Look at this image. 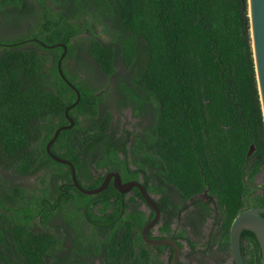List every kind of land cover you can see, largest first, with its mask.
Returning <instances> with one entry per match:
<instances>
[{
	"label": "trees",
	"instance_id": "trees-1",
	"mask_svg": "<svg viewBox=\"0 0 264 264\" xmlns=\"http://www.w3.org/2000/svg\"><path fill=\"white\" fill-rule=\"evenodd\" d=\"M45 1L40 0V5L47 11ZM48 2L58 10L34 17L41 35L38 38L47 45L65 44L66 59L73 62L74 49L84 48L106 78L117 74L119 60L127 77V83L121 80L116 85L124 97L120 107H136L133 117L146 119L137 131L120 129L112 124L109 111L99 110L103 91L80 82V87L75 86L79 102L68 112L73 127L58 133L57 148L68 142L74 157L68 159L79 168V156L91 153L93 158H103L96 168L118 172L122 181L141 178L147 191L160 196L156 200L160 209L168 198L165 194L174 193L182 202L176 217L192 206L199 210L201 223L213 218L215 231L221 236L205 247L217 244L218 250H229V230L235 217L244 208H264V182L255 184L256 175L264 170V122L247 0ZM24 5V0H4V7L17 9L10 19L12 24L21 23L27 15L22 12ZM98 27L109 41L101 39ZM21 34L8 42L20 40ZM53 52L55 92L42 84V54L20 47L4 52L0 170L32 176L45 169L42 183L51 177L54 183L70 182L69 169L65 172L44 154V146L59 124L48 125L45 137H34L33 126L43 107H56V117L64 123L63 112L76 100L56 71L62 49ZM78 116L85 120L79 122ZM251 146L253 152L247 156ZM89 170L84 165L75 176L79 184L84 182L85 189L92 190L103 178ZM135 194L140 197L137 190ZM80 197L114 198L118 202L111 213L107 207L101 209L102 232L113 231L108 225L117 222L133 232L131 220H142L140 229L150 219L144 220L137 208H126L125 196L111 185L100 195ZM88 208L92 215V207ZM31 221V209L0 205V264H4V257L8 263L23 264L19 263L20 255L29 264H43L42 252L48 249L49 237H33ZM4 232L13 244L4 246ZM239 243L244 264H260L261 250L253 232L242 230Z\"/></svg>",
	"mask_w": 264,
	"mask_h": 264
},
{
	"label": "flooded vegetation",
	"instance_id": "flooded-vegetation-1",
	"mask_svg": "<svg viewBox=\"0 0 264 264\" xmlns=\"http://www.w3.org/2000/svg\"><path fill=\"white\" fill-rule=\"evenodd\" d=\"M24 3L25 5L22 8V12L27 13V15L22 19L21 23L12 24L10 19L17 13V9L4 7V0H0V23L8 19L9 30L8 33H4L2 30L3 28L0 27V107H4V52L11 51L14 47H20L22 49L29 48L32 53L43 55L39 57L40 60L44 62L42 65V84H44L45 89L49 92H55L57 79L53 75L51 65L55 59V54L52 51L56 48L49 49L40 45V43H42L48 47L52 46L45 44L38 38L41 35H39V29H37L34 17L36 15L45 17L46 13H49V15L55 14L56 6L46 0L45 5H48V10L46 11L45 7L40 5V0H24ZM21 30L22 34L19 36L20 40L8 42ZM61 69L65 78L70 83L72 82L67 78L66 72H74L80 78L82 76L79 70L77 71L76 63L66 59V55L62 60ZM101 76L104 77L102 74ZM114 76H116V74ZM114 76L111 78L104 77L107 81L105 86L101 88V91H103V99L99 106V110L102 112L109 111L113 117L112 124L120 125V129L131 132L137 131L143 123H146V119L144 120L140 116L133 117L136 107H120L121 101H124V97H122L119 92L115 94L112 100L111 97L108 98L109 92L112 89ZM126 78V76L125 78L122 77L121 80H125L127 83ZM78 82L84 81L81 79ZM148 106L151 107L150 105ZM55 111L56 107L51 105L49 107H43L38 112L37 121L33 126L35 138L38 135L40 136V134L42 137H45L49 126L59 124V127H63L69 125L64 114L65 111L63 112L64 123H61V120L57 119ZM123 116L128 120L125 123L121 120ZM84 120L85 118L78 116L79 122L82 123ZM0 121L1 123L3 122L4 127L3 112H0ZM49 141L50 140H48L47 143ZM46 144L44 146L45 158L51 160L45 149ZM57 146L54 140L50 146V152L57 158L71 163L68 158L74 157H72L68 142H66L63 147L59 145L60 149H58ZM91 155V153H84L79 156L80 162L78 164H82L81 168L71 163L74 167V171L79 172L84 165H87L92 175H100L103 179L108 173L115 172L108 171L106 167L96 168V165L101 162L103 158H93ZM59 165L62 166L65 172H67L68 169L70 171L68 166L64 164ZM44 172L45 169L37 171L32 176H18L11 170H0V205L11 208L31 209V222L35 230L31 235L38 239L49 237L48 249L42 252L43 264H170L173 256V249L171 247L150 246L144 242L141 237L143 227L153 218L154 213L145 203L136 188L131 189L125 194H121L115 189L114 190L125 196L123 204L126 208H137L140 213L144 214V220L150 219L146 221L140 229L139 225L142 220H131L130 223H132L133 232L128 231L127 226L120 222L113 223L112 226L108 225V229L112 228L113 231L102 232L101 230L104 229L102 228L104 221L102 220L103 214L101 209L107 207V213H111V208L116 206L118 202L115 201L114 198L108 201L102 199H82L80 197L82 193L72 186L71 176L70 182L54 183L50 176L51 173L49 172L51 179L48 183H42L41 174ZM262 173H264V170L259 172L255 177V184L258 186L264 182L263 177L262 181L257 183V177ZM147 174H149V172H147ZM4 175H11L13 176V180L19 179L21 181L33 178L36 182L33 185H26L19 182H10L7 179V182L4 183ZM128 181H137L142 185L141 178H139V180ZM128 181H122L121 179L122 183ZM83 183L84 182L78 184L85 189ZM110 185L113 187L110 182L107 188H109ZM149 187H151V185ZM144 189L158 206L156 200H158L160 196L153 195L147 191L146 188ZM135 190L138 191L140 197L136 196ZM101 193L96 195H100ZM165 195L168 198L161 209L158 206L159 219L156 225L147 232V237L150 239H170L176 243L179 248L178 264H234L230 248L222 252L217 249V244L211 249L205 247V245L210 243V240H218L221 236L219 232L215 231L213 218L207 217L206 220L201 223L199 210L197 211V209L192 206L189 207L186 212H181L180 216L177 218L176 212L182 202L174 193L168 192ZM131 198L133 199L131 200ZM88 206L92 207L90 210L92 215L89 214ZM211 207L213 208L214 204H211ZM252 208L262 207L254 205L244 208L243 211ZM262 216L264 217V215ZM8 236L9 234L4 232V246L10 242L12 244L15 242L13 240L9 241ZM5 250L6 248L4 247V253H6ZM40 250L41 249H37V252H40ZM5 255L7 254H4V256ZM227 258L230 259V263L227 262ZM7 260L8 259L4 257V264H11V262H13V260H11L8 263ZM16 261L17 260H15L14 263H16ZM21 262H24L23 264H29V261H24L22 255H20L19 258V263Z\"/></svg>",
	"mask_w": 264,
	"mask_h": 264
},
{
	"label": "water",
	"instance_id": "water-1",
	"mask_svg": "<svg viewBox=\"0 0 264 264\" xmlns=\"http://www.w3.org/2000/svg\"><path fill=\"white\" fill-rule=\"evenodd\" d=\"M248 3V17L250 24V37L254 58V66L256 72L257 86L259 92V99L262 111V117L264 122V0H247ZM44 48H61L62 53L56 62V69L59 77L64 81V83L75 93L76 100L66 107L65 117L69 122V125L59 127L54 132L50 141L46 144V152L51 160L56 163L64 164L70 168V176L72 180V186L84 195H96L104 191L108 184L111 182L114 189L121 194L129 192L131 189L136 188L140 195L142 196L145 203L150 207L154 213L153 218L143 227L141 231V237L150 246H168L173 249V256L170 264H178L179 248L176 243L170 239H150L147 237V232L153 228L159 219V209L152 197H150L144 187L137 181H128L125 183L121 182V178L118 173L111 172L108 173L101 185L93 190L83 189L75 178V171L73 165L65 160L59 159L50 152V146L56 139L60 131L68 130L73 126V120L68 116V111L73 109L79 102L80 92L79 90L70 83L64 76L61 63L66 55L67 47L65 44H55L52 46H46L40 43ZM253 152V147L251 146L247 156H250ZM264 208H252L241 212L233 220L230 230H229V248L231 251L232 259L234 264H244L243 257L240 250L239 237L242 230L247 229L253 232L255 235L261 250V261L260 264H264Z\"/></svg>",
	"mask_w": 264,
	"mask_h": 264
},
{
	"label": "rangeland",
	"instance_id": "rangeland-1",
	"mask_svg": "<svg viewBox=\"0 0 264 264\" xmlns=\"http://www.w3.org/2000/svg\"><path fill=\"white\" fill-rule=\"evenodd\" d=\"M56 9L58 10V7L56 6ZM83 17H85L83 15ZM2 25V26H1ZM0 27H2L4 33H8V19L6 21H3L0 23ZM22 30L20 32H18V34H21ZM97 33L98 35L101 37V39L106 42L109 41L108 37L106 35H104L100 29V27H98L97 29ZM76 51V57L74 56V59L76 60V65H77V71L79 70V72L82 74L81 78L78 76H73L70 72H66V76L67 78L72 82L73 85L77 86H81L80 81L81 79L84 81V83L92 88H97V89H101L102 87L105 86L106 83V79L104 77L101 76L98 68L96 67L95 63L92 61V59L88 56L87 52L85 51L84 48L82 47H78L77 49H74ZM75 51L73 53H75ZM53 52V51H52ZM54 54L56 52H53ZM70 63V61H69ZM116 68H117V74L116 76H114L113 78V82H112V89L109 92V97L112 98L115 96V94H117V83L119 81H121V78L124 77L125 78V70L122 68L119 60L116 61ZM74 74V72H73ZM117 85V86H116ZM88 88V87H87ZM83 91H86V89H83ZM87 92V91H86ZM113 110V109H112ZM115 112V111H114ZM122 122H127V118L125 116H123V118L121 119ZM264 177V173H262L261 175H259L257 177V183H260L262 181ZM7 179L10 182H19V183H23L26 185H33L35 184L36 180L35 179H29V180H13V176L9 175L6 176L4 175V181L7 182ZM15 179V178H14ZM227 262L230 263V259L227 258Z\"/></svg>",
	"mask_w": 264,
	"mask_h": 264
}]
</instances>
